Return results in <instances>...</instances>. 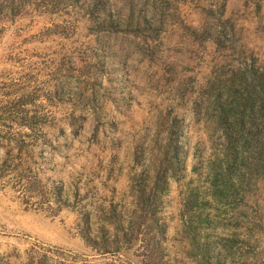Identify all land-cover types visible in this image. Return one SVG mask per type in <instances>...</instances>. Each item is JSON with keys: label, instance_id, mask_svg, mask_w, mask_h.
Here are the masks:
<instances>
[{"label": "rangeland", "instance_id": "1", "mask_svg": "<svg viewBox=\"0 0 264 264\" xmlns=\"http://www.w3.org/2000/svg\"><path fill=\"white\" fill-rule=\"evenodd\" d=\"M0 264H264V0H0Z\"/></svg>", "mask_w": 264, "mask_h": 264}]
</instances>
